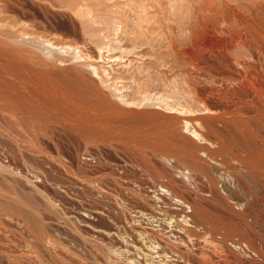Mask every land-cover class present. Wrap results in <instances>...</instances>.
I'll list each match as a JSON object with an SVG mask.
<instances>
[{
    "label": "rangeland",
    "instance_id": "1",
    "mask_svg": "<svg viewBox=\"0 0 264 264\" xmlns=\"http://www.w3.org/2000/svg\"><path fill=\"white\" fill-rule=\"evenodd\" d=\"M231 196L264 203V0H0V264H264Z\"/></svg>",
    "mask_w": 264,
    "mask_h": 264
},
{
    "label": "built area",
    "instance_id": "2",
    "mask_svg": "<svg viewBox=\"0 0 264 264\" xmlns=\"http://www.w3.org/2000/svg\"><path fill=\"white\" fill-rule=\"evenodd\" d=\"M203 155L204 157H208L207 156L208 154L206 152H204ZM210 161L213 163L220 164V160L218 161L217 159H210ZM167 162L174 167L173 169L176 172V174L183 180L190 182L194 179V174L189 168L174 164V160L172 158H167ZM236 170L240 174H244L247 177L248 176L252 177L251 172L246 168V166L242 164L239 165ZM216 174H217L218 187L220 191H222L223 193H225L226 190L230 192L231 189H229L226 186V181L229 179V176L234 178V174L230 172L228 168L222 167V166H219L217 168ZM232 188H234V185H232ZM230 201L238 213L244 214L248 218L264 219V203L263 202H260L259 205L256 206L255 208L254 207L251 208L250 200H244L241 202V201L234 199L233 196H231ZM151 217L152 216L148 215L147 217H145V219L147 220ZM228 244L233 248H242V249L247 248V244L243 242H238L232 239L228 241Z\"/></svg>",
    "mask_w": 264,
    "mask_h": 264
},
{
    "label": "bare ground",
    "instance_id": "3",
    "mask_svg": "<svg viewBox=\"0 0 264 264\" xmlns=\"http://www.w3.org/2000/svg\"><path fill=\"white\" fill-rule=\"evenodd\" d=\"M197 135H198V134H197ZM198 136H199V135H198ZM254 179H255V178H254ZM256 179H257V178H256ZM230 181H231V180H230ZM257 181H258V180H257ZM261 181H262V180H261ZM261 181H260V182H261ZM254 182H255V181H254ZM255 183H256V182H255ZM252 184H253V183H252ZM260 184H261V183H260ZM229 185H230V184H229ZM246 200H248V199H246Z\"/></svg>",
    "mask_w": 264,
    "mask_h": 264
}]
</instances>
